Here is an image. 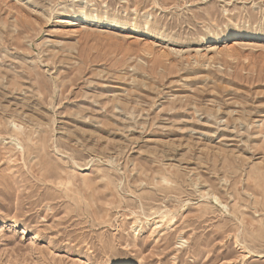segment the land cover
<instances>
[{
    "label": "rangeland",
    "instance_id": "374dc122",
    "mask_svg": "<svg viewBox=\"0 0 264 264\" xmlns=\"http://www.w3.org/2000/svg\"><path fill=\"white\" fill-rule=\"evenodd\" d=\"M116 263L264 264V0H0V264Z\"/></svg>",
    "mask_w": 264,
    "mask_h": 264
},
{
    "label": "bare ground",
    "instance_id": "6f19581e",
    "mask_svg": "<svg viewBox=\"0 0 264 264\" xmlns=\"http://www.w3.org/2000/svg\"><path fill=\"white\" fill-rule=\"evenodd\" d=\"M240 34V33H239ZM232 37V35H230ZM116 264H122V263H116Z\"/></svg>",
    "mask_w": 264,
    "mask_h": 264
}]
</instances>
